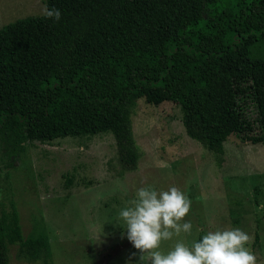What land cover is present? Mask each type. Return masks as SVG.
Instances as JSON below:
<instances>
[{"label": "trees", "instance_id": "trees-1", "mask_svg": "<svg viewBox=\"0 0 264 264\" xmlns=\"http://www.w3.org/2000/svg\"><path fill=\"white\" fill-rule=\"evenodd\" d=\"M43 14L0 27V142L112 134L124 171L136 167L131 109L172 102L190 138L218 155L230 135L264 144V0H45ZM202 239L200 235L197 239ZM25 240L14 202L0 210V264Z\"/></svg>", "mask_w": 264, "mask_h": 264}, {"label": "rangeland", "instance_id": "rangeland-1", "mask_svg": "<svg viewBox=\"0 0 264 264\" xmlns=\"http://www.w3.org/2000/svg\"><path fill=\"white\" fill-rule=\"evenodd\" d=\"M44 8L45 0H0V27ZM253 52L264 57V41ZM131 120L140 154L132 170L122 169L109 132L34 141L16 157L0 142V210L14 202L24 239L46 242L38 250L9 246V263L150 264L147 254L139 261L119 213L141 187L175 186L191 200L184 220L193 228L191 235L162 241L160 251L178 241L191 247L209 231L240 228L256 264H264V144L230 135L218 155L187 136L179 107L167 101L137 99Z\"/></svg>", "mask_w": 264, "mask_h": 264}, {"label": "clouds", "instance_id": "clouds-1", "mask_svg": "<svg viewBox=\"0 0 264 264\" xmlns=\"http://www.w3.org/2000/svg\"><path fill=\"white\" fill-rule=\"evenodd\" d=\"M43 15L55 22L61 19L60 10L54 7L45 6ZM129 203L131 206L122 209L119 215L127 239L139 250V261L147 254L150 264H256L254 253L246 247L250 237L240 228L209 231L202 239L193 241L191 247L178 241L166 254L160 251L162 241L181 232L191 235L193 228L190 220H184L190 212L191 200L175 186L159 192L141 187Z\"/></svg>", "mask_w": 264, "mask_h": 264}]
</instances>
